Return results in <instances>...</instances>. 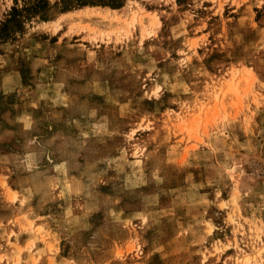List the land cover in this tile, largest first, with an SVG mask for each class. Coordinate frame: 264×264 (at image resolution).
Returning a JSON list of instances; mask_svg holds the SVG:
<instances>
[{
	"label": "rangeland",
	"instance_id": "1",
	"mask_svg": "<svg viewBox=\"0 0 264 264\" xmlns=\"http://www.w3.org/2000/svg\"><path fill=\"white\" fill-rule=\"evenodd\" d=\"M94 7L0 43V264H264V0Z\"/></svg>",
	"mask_w": 264,
	"mask_h": 264
},
{
	"label": "trees",
	"instance_id": "2",
	"mask_svg": "<svg viewBox=\"0 0 264 264\" xmlns=\"http://www.w3.org/2000/svg\"><path fill=\"white\" fill-rule=\"evenodd\" d=\"M14 3L6 18L0 22V43L6 41L10 36H14L16 31H21L25 19L38 17L39 20H48V11L54 6H57L62 12L85 5L118 8L122 5L123 0H58L53 4L48 0H22V4H18V1L14 0Z\"/></svg>",
	"mask_w": 264,
	"mask_h": 264
},
{
	"label": "bare ground",
	"instance_id": "3",
	"mask_svg": "<svg viewBox=\"0 0 264 264\" xmlns=\"http://www.w3.org/2000/svg\"><path fill=\"white\" fill-rule=\"evenodd\" d=\"M84 7L95 8L94 6H84Z\"/></svg>",
	"mask_w": 264,
	"mask_h": 264
}]
</instances>
